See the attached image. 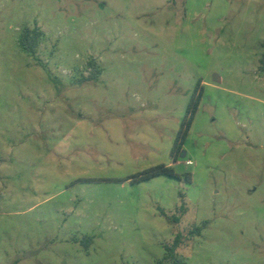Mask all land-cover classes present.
Listing matches in <instances>:
<instances>
[{
	"label": "rangeland",
	"instance_id": "1",
	"mask_svg": "<svg viewBox=\"0 0 264 264\" xmlns=\"http://www.w3.org/2000/svg\"><path fill=\"white\" fill-rule=\"evenodd\" d=\"M195 226L187 264H264V0H0V264H156Z\"/></svg>",
	"mask_w": 264,
	"mask_h": 264
},
{
	"label": "trees",
	"instance_id": "2",
	"mask_svg": "<svg viewBox=\"0 0 264 264\" xmlns=\"http://www.w3.org/2000/svg\"><path fill=\"white\" fill-rule=\"evenodd\" d=\"M43 35V32L40 30L30 31L29 29H25L22 33L21 37V47L24 51L35 54L36 49L38 47L39 39ZM93 74L91 77L96 78ZM203 85L202 82L199 81L192 93V96L187 105L186 111L182 120L180 122V126L178 128L177 134L174 138L172 144V150L170 151V156L173 159V162H177L178 159L183 155L185 142L190 134L193 122L195 120L196 114L199 110L202 97H203ZM169 176L176 179H179L180 176L176 173L175 168L173 166H168L166 164H158L156 166H152L148 169H145L139 173H136L132 176L133 182H142L149 179H152L157 176ZM188 180L190 178L188 177ZM182 205L179 207L181 213H185L186 204L184 202V194H180ZM163 215H166L164 211H162ZM181 220L180 216H172L171 221L173 223H179ZM202 228L195 226L190 230L188 235H185L182 232H178L173 241L170 243L165 242L163 244L165 255L159 260L156 264H187L186 260L182 259L178 255V249L189 239H191L195 235H199L201 233Z\"/></svg>",
	"mask_w": 264,
	"mask_h": 264
},
{
	"label": "water",
	"instance_id": "3",
	"mask_svg": "<svg viewBox=\"0 0 264 264\" xmlns=\"http://www.w3.org/2000/svg\"><path fill=\"white\" fill-rule=\"evenodd\" d=\"M185 156H186V153H183V155L181 156V158H185Z\"/></svg>",
	"mask_w": 264,
	"mask_h": 264
},
{
	"label": "built area",
	"instance_id": "4",
	"mask_svg": "<svg viewBox=\"0 0 264 264\" xmlns=\"http://www.w3.org/2000/svg\"><path fill=\"white\" fill-rule=\"evenodd\" d=\"M187 163H188V164H192V161L189 160Z\"/></svg>",
	"mask_w": 264,
	"mask_h": 264
},
{
	"label": "crops",
	"instance_id": "5",
	"mask_svg": "<svg viewBox=\"0 0 264 264\" xmlns=\"http://www.w3.org/2000/svg\"><path fill=\"white\" fill-rule=\"evenodd\" d=\"M174 164L176 163V162H173Z\"/></svg>",
	"mask_w": 264,
	"mask_h": 264
}]
</instances>
